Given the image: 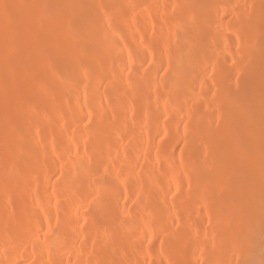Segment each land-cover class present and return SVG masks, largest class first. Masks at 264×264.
Instances as JSON below:
<instances>
[{
    "label": "bare ground",
    "instance_id": "obj_1",
    "mask_svg": "<svg viewBox=\"0 0 264 264\" xmlns=\"http://www.w3.org/2000/svg\"><path fill=\"white\" fill-rule=\"evenodd\" d=\"M0 264H264V0H0Z\"/></svg>",
    "mask_w": 264,
    "mask_h": 264
}]
</instances>
